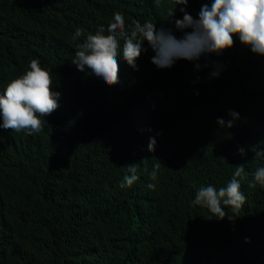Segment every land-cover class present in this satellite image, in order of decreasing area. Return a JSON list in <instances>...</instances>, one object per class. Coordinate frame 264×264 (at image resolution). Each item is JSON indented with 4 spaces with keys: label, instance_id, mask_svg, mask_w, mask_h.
I'll return each instance as SVG.
<instances>
[{
    "label": "trees",
    "instance_id": "1",
    "mask_svg": "<svg viewBox=\"0 0 264 264\" xmlns=\"http://www.w3.org/2000/svg\"><path fill=\"white\" fill-rule=\"evenodd\" d=\"M204 3L211 0H189L187 13L198 18ZM174 6L175 0H0V95L30 70L32 59L52 74L53 86L68 83L86 94L76 116L47 127L40 142L23 136L27 131L0 128V264H264V188L249 187L251 173L264 166V157H255L264 151V57L238 37L219 56L178 60L170 69H157L147 57L133 73L148 88L137 105L126 103L123 80L129 77L120 70L122 82L113 90L117 84L110 87L87 67L88 76L72 66L74 48L98 27L107 29L114 10L128 23L151 21L181 38L174 22L183 19V6L171 18ZM77 28L84 35L74 41ZM217 66L220 75L213 78ZM156 84H165L161 94ZM230 111L239 120L221 127L218 118L229 121ZM144 129L156 140L154 129L159 133L155 152L148 151ZM80 136L87 137L86 147L75 144ZM158 143H170L172 153ZM99 145L139 153L137 174L149 179L147 185L159 162L156 188L146 186L141 195L105 188L117 172L116 155L94 151ZM51 158H59L62 168ZM133 163L134 154L124 156L122 174ZM237 165L249 174L241 182L242 211L218 220L193 205L203 184L226 186ZM142 216L154 227L136 240L132 225Z\"/></svg>",
    "mask_w": 264,
    "mask_h": 264
},
{
    "label": "clouds",
    "instance_id": "2",
    "mask_svg": "<svg viewBox=\"0 0 264 264\" xmlns=\"http://www.w3.org/2000/svg\"><path fill=\"white\" fill-rule=\"evenodd\" d=\"M188 2L189 0H175V6L168 10V16L172 18L177 6H183L179 9L183 13V19H176L174 22L175 28L183 32L179 39L170 28L157 29L156 24L151 21H145L143 24L139 21L128 23L125 20L127 17L125 18L121 11H111L112 21L106 22L107 29L104 26L98 27L95 34H88L83 42L74 48L75 58L72 66L78 73L88 76L85 72L87 67L110 87L117 84L113 90L122 82H119L120 70L129 77V80H123L126 103L137 105L147 97L148 88L142 80L134 77L133 73L147 57L152 59L151 62L157 69H170L178 60L196 62L208 54L219 56L233 48L234 37H238L240 43L250 48L253 54L264 57V0H211L210 5L202 4L198 18H193L187 13ZM129 7L137 6L129 4ZM83 35V29L77 28L72 39L78 41ZM195 66L200 68L198 63ZM29 69L19 78L9 82L0 95V128L15 132L27 131L23 136L40 142L44 139L42 133L47 127L60 125L76 116L78 106L86 94L77 93L76 85L68 83L53 86L52 74L40 66L38 59L30 61ZM220 71L217 66L211 72V77H219ZM164 87L165 84H156L160 94ZM64 93L68 94L67 99H64ZM141 109L144 113V108ZM229 116V121L218 118L217 123L221 127L232 128L240 117L235 111H230ZM154 131L158 140L159 133L156 129ZM144 133L149 142L148 151L155 152L156 138H149L147 129H144ZM50 143L57 146L52 141ZM75 144L86 147L89 141L87 137L80 136ZM158 145L172 153L170 143ZM100 148L107 151L109 156L116 155L114 163L118 173L113 172L108 184H103L105 188L117 186L131 193L136 191L137 195L144 193L146 186L150 190L156 188L154 182L158 179L161 168L159 162L154 163L150 173L153 182L147 185L149 179L137 174V170L143 167V159L139 153L128 147L113 148L103 145L97 146L94 151ZM128 154L135 155L136 163L126 165L125 174H122L123 158ZM238 154L244 157L246 150L240 148ZM255 157H264V151H257ZM50 161L56 169L62 168L59 158H51ZM91 170L93 171L94 167L87 174L92 172ZM221 170L222 168L213 170V176H218ZM202 173L208 176L209 171ZM93 175H97L96 172ZM248 175L244 165L235 166L232 178L226 186L217 189L208 183L203 184L207 186H201L197 190L193 205L206 208L218 220H223L226 216L231 219L242 211L246 204L241 182L247 180ZM251 175L252 182L249 187L259 185L264 188V166L258 167ZM133 203L139 202L136 200ZM229 210L232 215H229ZM153 214L155 218L160 217L157 212ZM153 227V220L147 216L135 219L132 225L135 239H142Z\"/></svg>",
    "mask_w": 264,
    "mask_h": 264
},
{
    "label": "bare ground",
    "instance_id": "3",
    "mask_svg": "<svg viewBox=\"0 0 264 264\" xmlns=\"http://www.w3.org/2000/svg\"><path fill=\"white\" fill-rule=\"evenodd\" d=\"M136 9V8H135ZM133 11V10H132ZM152 14H154V13H152ZM126 16H128V15H126ZM125 61V60H124ZM54 71V70H53ZM75 74H76V72H75ZM132 119V118H131ZM126 130V129H125ZM115 158H116V156H114ZM113 157V158H114ZM110 158V157H109ZM101 159H102V157H101ZM111 159H112V157H111ZM1 219V218H0Z\"/></svg>",
    "mask_w": 264,
    "mask_h": 264
}]
</instances>
